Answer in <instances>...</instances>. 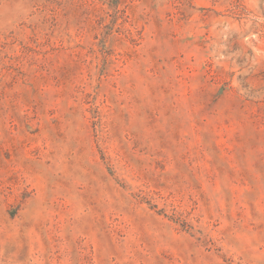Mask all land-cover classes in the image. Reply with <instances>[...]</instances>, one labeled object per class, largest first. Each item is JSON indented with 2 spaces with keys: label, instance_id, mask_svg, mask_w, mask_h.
<instances>
[{
  "label": "rangeland",
  "instance_id": "1",
  "mask_svg": "<svg viewBox=\"0 0 264 264\" xmlns=\"http://www.w3.org/2000/svg\"><path fill=\"white\" fill-rule=\"evenodd\" d=\"M0 264H264V0H0Z\"/></svg>",
  "mask_w": 264,
  "mask_h": 264
}]
</instances>
